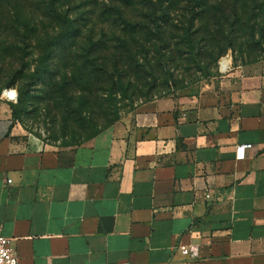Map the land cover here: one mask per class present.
<instances>
[{"label":"crops","instance_id":"0c3cea01","mask_svg":"<svg viewBox=\"0 0 264 264\" xmlns=\"http://www.w3.org/2000/svg\"><path fill=\"white\" fill-rule=\"evenodd\" d=\"M11 103L0 228L19 264H264V59L71 146L25 133Z\"/></svg>","mask_w":264,"mask_h":264},{"label":"trees","instance_id":"16d2710c","mask_svg":"<svg viewBox=\"0 0 264 264\" xmlns=\"http://www.w3.org/2000/svg\"><path fill=\"white\" fill-rule=\"evenodd\" d=\"M125 1L129 5L133 0ZM140 3L137 13L123 11L122 15L116 11L123 24V38L117 46L93 40L83 45L70 42L76 34L70 23L41 45L33 75L48 85L47 101L59 103L67 115L71 110L76 113L78 125L87 131L85 140L117 121L122 109L129 112L135 108L137 100H151L158 91L180 84L183 78L176 70L184 67V74L187 61L203 64V71L208 73L220 56L235 49L243 25L254 38L264 32V20H250L264 14V0H190L181 12L175 0ZM171 39L175 40L173 45ZM255 44L260 47L262 43ZM73 89L80 92L78 106L70 95ZM26 96L21 90L17 102L11 104L13 118H18L17 103L25 102ZM124 100L131 109L120 106ZM86 110L91 119H87Z\"/></svg>","mask_w":264,"mask_h":264},{"label":"rangeland","instance_id":"374dc122","mask_svg":"<svg viewBox=\"0 0 264 264\" xmlns=\"http://www.w3.org/2000/svg\"><path fill=\"white\" fill-rule=\"evenodd\" d=\"M175 1L180 12L190 5V0ZM213 1L215 0H210ZM140 9V0H133L129 5L125 0H0V99L5 88H16L18 94L21 90L26 91L25 102L17 103L19 113L17 121L25 133L57 146H71L77 143L75 141L78 139H86L87 131L78 125L76 113L70 109L67 115L59 107V103L56 104L54 100L47 101L48 85L42 80L35 79L33 75L41 53V45L54 32L64 31L70 23L76 31L69 39L70 42L78 41V44L83 45L93 40L101 45L105 42L106 46H117L119 38H123V24L116 17V11L123 15V11L133 14ZM247 15L246 12L243 13L244 20H247ZM250 20L263 21L264 14ZM237 29L239 31L238 27ZM241 29L235 49H229L220 56L213 67L210 66L208 73L203 71V64L189 60L184 65L186 67L184 74L181 72L184 67L176 70V74L183 78V81L177 86L172 85L158 91L153 98L217 89L223 75L232 68L263 60L264 32L262 35L258 33L254 38L247 26L243 25ZM171 40L173 45L175 40ZM258 41L262 44L255 47V42ZM224 58L228 60L226 67L222 64ZM220 62L222 70H226L230 63L231 66L228 70L222 71ZM10 81L14 83L8 85ZM70 95L74 105L78 106L81 100L80 92L73 89ZM140 102L137 100L134 106ZM128 103V100H124L120 106L125 107ZM74 105L72 104L73 107ZM125 109L131 107L127 106ZM127 112L122 109L120 118ZM85 113L87 119H91L88 110Z\"/></svg>","mask_w":264,"mask_h":264},{"label":"built area","instance_id":"2783aa9c","mask_svg":"<svg viewBox=\"0 0 264 264\" xmlns=\"http://www.w3.org/2000/svg\"><path fill=\"white\" fill-rule=\"evenodd\" d=\"M1 97L17 102L18 90L16 88H5L2 90ZM12 237L4 235L0 228V264H19V257L13 247ZM182 252L189 255L191 258L198 256V248L196 246L182 245Z\"/></svg>","mask_w":264,"mask_h":264},{"label":"bare ground","instance_id":"6f19581e","mask_svg":"<svg viewBox=\"0 0 264 264\" xmlns=\"http://www.w3.org/2000/svg\"><path fill=\"white\" fill-rule=\"evenodd\" d=\"M222 64L224 65V67H226V66L228 65V60L224 58L223 61H222ZM220 68H221V70H222L221 62H220ZM228 68H229V67H228ZM228 68H227V69H228ZM227 69H226V70H227ZM222 71H225V70H222Z\"/></svg>","mask_w":264,"mask_h":264}]
</instances>
